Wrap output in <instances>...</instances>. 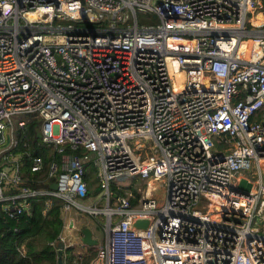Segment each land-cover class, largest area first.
<instances>
[{
    "label": "built area",
    "instance_id": "1",
    "mask_svg": "<svg viewBox=\"0 0 264 264\" xmlns=\"http://www.w3.org/2000/svg\"><path fill=\"white\" fill-rule=\"evenodd\" d=\"M261 7L0 0V218L17 232L35 200L43 213L60 202L62 227L50 244L64 263L70 221L88 214L102 229L91 264H264ZM29 116L60 157L37 184L25 182L12 151ZM43 167L32 155L31 170ZM125 176L162 182L164 199L114 192L122 186L112 179ZM16 249L27 253L23 243Z\"/></svg>",
    "mask_w": 264,
    "mask_h": 264
},
{
    "label": "trees",
    "instance_id": "2",
    "mask_svg": "<svg viewBox=\"0 0 264 264\" xmlns=\"http://www.w3.org/2000/svg\"><path fill=\"white\" fill-rule=\"evenodd\" d=\"M261 4V10L264 12V0H261ZM26 127L27 129L19 134L20 140L18 141V145L13 149V152L20 154L21 172L26 177L25 182L37 184L36 179L39 172L31 170V156L37 154L44 156L45 165L50 159L56 158L57 153H53L48 146L38 143L36 129L32 123H29ZM66 149L71 153L84 154L83 149L73 150L69 147ZM85 165L88 170L84 178L88 181L90 192L93 194L97 193L99 187L97 185L94 188L91 187L95 181L91 177V164L89 161H86ZM46 173H44L43 177ZM112 189L116 193H123L124 188L113 186ZM133 190L136 192L135 189ZM60 207L61 203L58 202L46 213H43L41 201L35 200L33 202L32 214L22 216L18 221L20 229L17 232L12 230L11 232H7L6 221L4 218H0V264H58L55 249L50 242L56 237L61 228ZM7 221L12 226V221L10 219H7ZM21 243H24L27 247L26 255H21L16 249V246ZM71 247L67 249L66 264H88L95 252L94 247H91V251L76 263L73 261L74 254L71 253Z\"/></svg>",
    "mask_w": 264,
    "mask_h": 264
},
{
    "label": "rangeland",
    "instance_id": "3",
    "mask_svg": "<svg viewBox=\"0 0 264 264\" xmlns=\"http://www.w3.org/2000/svg\"><path fill=\"white\" fill-rule=\"evenodd\" d=\"M139 21L140 22H146L148 20L144 19L141 17V15L139 14ZM9 137V136H8ZM130 145H134L135 142L134 141H130L129 142ZM146 143H149V140H146ZM215 146L219 149L222 150L225 146L222 144H215ZM246 173V176L249 178L250 181H255V174L251 173V171L249 170H243ZM264 176V175H263ZM95 183V181L93 182ZM119 184L120 186H122L124 189L130 188L132 187L133 189H141V190H146L150 195L154 196L157 198L158 201H162L164 199V188H163V183L159 182V181H155L152 179V177H148V178H144L141 179L140 177L137 176H125L124 178L121 179H112V184ZM148 183L151 185L150 187H147ZM91 187H95L94 185H91ZM87 201V199L84 200V202ZM69 216L71 217H75V213L74 211L71 209L68 212ZM100 217H102V215L100 214ZM91 222V218L88 214L84 215V217L80 218V219H72L70 221L71 226L69 227V230L72 232L73 234V239L74 237L77 235V226L79 225H88V223ZM97 224L95 222L90 223V226L92 228H94L95 234L99 235L101 234V228L99 226H96ZM75 247H79L82 248L83 246H80V244H74L73 248Z\"/></svg>",
    "mask_w": 264,
    "mask_h": 264
},
{
    "label": "crops",
    "instance_id": "4",
    "mask_svg": "<svg viewBox=\"0 0 264 264\" xmlns=\"http://www.w3.org/2000/svg\"><path fill=\"white\" fill-rule=\"evenodd\" d=\"M33 124L34 126H35V129H36V133H37V136H38V143L40 144V145H45V146H48L49 148H50V150H52V152L54 151V152H56L53 148H52V146L51 145H49V144H47V143H45V142H43L42 140H40V128H39V121L36 119V118H32L31 116H29V118H28V120H27V122H26V126H28V124ZM26 129H27V127H26ZM13 151V150H12ZM57 153V152H56ZM43 158H44V156H42ZM53 159H55L57 162H58V164H59V160H60V157H59V153H57V157L56 158H53ZM90 162V161H89ZM91 164V163H90ZM47 165H48V162L44 165V167H43V169H42V171H37V172H39L38 173V175H37V177L39 178V177H43V175H44V173L46 172V169H47ZM45 171V172H44ZM36 172V171H35ZM44 172V173H43ZM92 179H93V177H92ZM94 180V179H93ZM92 185H96L95 183H93ZM93 191V190H92ZM93 222H95L97 225L96 226H99L100 228H101V226H100V224L98 223V222H96V221H94V220H91V222H89L88 223V225H78L77 226V235L74 237V239L72 238L73 237V234H72V237H71V239H72V241H73V245H72V247L70 248L71 249V253L72 254H74V259H73V261L74 262H76V263H78L80 260H81V258L83 259V256L84 255H86V254H88L90 251H91V247H94V251H95V246H96V241H97V237L98 236H100L101 234H102V229H101V234H99V235H96L95 234V231H94V228H92L91 226H90V223H93ZM82 226H88L90 229H91V236L92 237H94L95 239H96V241H95V243L93 244V245H88V244H86V243H83V241H82V239H81V236H80V228L82 227ZM7 227V226H6ZM61 227H62V224H61ZM9 228V227H8ZM60 230H61V228H60ZM59 230V231H60ZM24 244V243H23ZM74 244H80V246H83L82 248H79V247H75V248H73V246H74ZM69 249V250H70ZM55 253H56V251H55ZM67 255V254H66ZM94 255H95V252H94ZM94 255L92 256V258L90 259V262L88 263V264H91V262H92V259H93V257H94ZM58 256H60V255H57V253H56V259L58 258ZM61 260H62V262H61V264H66V260H67V258L65 259V263H64V261H63V259H62V256H61ZM58 263V262H57Z\"/></svg>",
    "mask_w": 264,
    "mask_h": 264
},
{
    "label": "water",
    "instance_id": "5",
    "mask_svg": "<svg viewBox=\"0 0 264 264\" xmlns=\"http://www.w3.org/2000/svg\"><path fill=\"white\" fill-rule=\"evenodd\" d=\"M50 187L55 188L56 183L55 182L50 183ZM147 223H148V219H137L134 221L133 224L137 228H145L147 226ZM6 226H7V232H11V229L8 228L9 225L6 224ZM80 236L83 243H86L88 245H93L96 241V239L91 236V229L88 226H82L80 228ZM57 262L58 264H61L62 262L61 256H58Z\"/></svg>",
    "mask_w": 264,
    "mask_h": 264
},
{
    "label": "bare ground",
    "instance_id": "6",
    "mask_svg": "<svg viewBox=\"0 0 264 264\" xmlns=\"http://www.w3.org/2000/svg\"><path fill=\"white\" fill-rule=\"evenodd\" d=\"M257 49H259V48H257ZM256 54L258 55V58L260 59V61H264V54L263 53H261L259 50H257V52H256ZM264 211H262L261 210V212H260V214L258 213V215L260 216L259 218H264V217H262L264 214Z\"/></svg>",
    "mask_w": 264,
    "mask_h": 264
}]
</instances>
